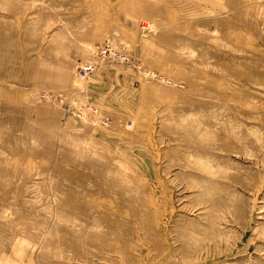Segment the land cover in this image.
I'll return each mask as SVG.
<instances>
[{
  "label": "rangeland",
  "instance_id": "rangeland-1",
  "mask_svg": "<svg viewBox=\"0 0 264 264\" xmlns=\"http://www.w3.org/2000/svg\"><path fill=\"white\" fill-rule=\"evenodd\" d=\"M0 264H264V0H0Z\"/></svg>",
  "mask_w": 264,
  "mask_h": 264
},
{
  "label": "built area",
  "instance_id": "built-area-1",
  "mask_svg": "<svg viewBox=\"0 0 264 264\" xmlns=\"http://www.w3.org/2000/svg\"><path fill=\"white\" fill-rule=\"evenodd\" d=\"M86 71H87L86 69H83V70H82V73H84V74H85V73H86Z\"/></svg>",
  "mask_w": 264,
  "mask_h": 264
}]
</instances>
